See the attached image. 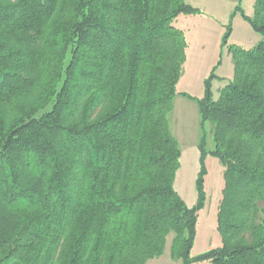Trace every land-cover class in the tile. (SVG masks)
I'll return each mask as SVG.
<instances>
[{
  "label": "trees",
  "instance_id": "1",
  "mask_svg": "<svg viewBox=\"0 0 264 264\" xmlns=\"http://www.w3.org/2000/svg\"><path fill=\"white\" fill-rule=\"evenodd\" d=\"M186 0H0V264H264V0L261 40L230 47L233 78L199 110L196 202L174 188L168 114L188 44ZM230 33L225 34L224 39ZM206 125L213 149H207ZM207 157L223 166L221 245L191 250Z\"/></svg>",
  "mask_w": 264,
  "mask_h": 264
},
{
  "label": "rangeland",
  "instance_id": "2",
  "mask_svg": "<svg viewBox=\"0 0 264 264\" xmlns=\"http://www.w3.org/2000/svg\"><path fill=\"white\" fill-rule=\"evenodd\" d=\"M256 0H186L199 10L197 14L180 15L174 26L184 35L188 48L182 74L176 86L172 110L168 114L170 132L180 150V167L176 173L174 188L188 208L196 202L195 181L199 170L198 142L201 136L200 115L197 104L182 96L201 98L205 81L210 79L214 99L218 89L233 78L234 60L230 47L250 49L261 36L255 33L244 17L252 18ZM230 36L224 39L225 34ZM207 149L214 145L210 126L206 125ZM205 177L206 200L199 213L196 236L191 256L196 257L221 245L216 231V213L223 187V166L218 159L207 157ZM172 235L168 237L164 254L146 264H179L170 257ZM195 264H209L200 262Z\"/></svg>",
  "mask_w": 264,
  "mask_h": 264
}]
</instances>
